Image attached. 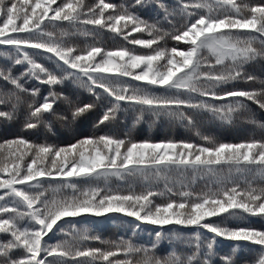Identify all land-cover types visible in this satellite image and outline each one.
I'll return each mask as SVG.
<instances>
[{
  "label": "snow or ice",
  "instance_id": "obj_1",
  "mask_svg": "<svg viewBox=\"0 0 264 264\" xmlns=\"http://www.w3.org/2000/svg\"><path fill=\"white\" fill-rule=\"evenodd\" d=\"M149 3L162 9L166 19L169 16H179L180 23L173 25L175 30L172 33H162L156 24L142 18L139 10ZM53 5L56 7L53 8ZM49 12L54 14L49 15ZM17 21L21 23L18 24ZM63 22H67L69 27L92 25L120 34L147 31L151 36L156 33L157 36L152 39L133 38L130 41L148 49L157 44L158 39H163L164 35L185 42L189 48L187 51L177 52V47H172L169 51L158 45L152 49L153 54H135L128 49L105 52L99 46L78 50L55 38L54 30L62 27ZM222 29L249 31L224 32ZM95 30L89 34L94 35ZM124 38L127 39L128 36L125 35ZM0 45L13 46L7 52L12 66H28L19 75H15L10 66H0V80L12 86L11 89H0V104L11 108V111H0V118L11 120L17 110L26 105L28 113L25 128L28 130L38 129L40 126L50 128V122L57 119L75 121L85 112L96 108L97 101L105 99L108 100V105L99 124L115 121L122 111L121 102L124 101L129 102L140 113L138 121L145 113H149L156 117L179 120L193 127L196 126L197 118L206 113L220 121L232 123L236 114L249 110L246 101H252L264 109V89L217 90L238 79H254L244 72V66L257 58L264 59V3L250 5L238 4L236 0H214V3L212 0H176V4L170 6L163 0H133L131 4L119 5L106 0H97L94 5H85L79 0H60L59 3L57 0H0ZM27 49H42L54 54L48 57L53 66L49 68L38 63L36 58L43 53H30ZM205 49L215 55V64L224 66V71L201 72L199 59L192 66L193 59ZM177 55L183 58L182 64L177 62ZM97 56L100 57L99 61L95 59ZM125 57H128V63H115L116 58L123 60ZM165 58L167 62L161 67L166 70L154 71L153 62ZM86 61L92 63H84ZM225 61L228 63L225 64ZM141 65H145L147 70L135 74L132 70L141 68ZM190 66V71L177 75ZM212 67L214 69L215 66ZM110 72H117L119 75H104ZM123 77L147 83L134 85L122 79ZM27 78L51 86L48 95L43 96L41 102H35V98L40 97L39 88L29 89L22 83ZM66 81L79 83L95 100L92 103L77 102L63 91L57 92L56 86H63ZM25 96H30L33 100L28 101ZM226 97L241 99L219 106L208 99L222 100ZM58 102L67 103V115L61 114ZM203 139L207 146L174 142L134 143L130 140L126 143L124 139L114 138L111 134L85 137L65 147L33 143L24 138L0 143V172L10 176L9 179H0V189L5 190L0 194V233L8 236L6 241L0 242V264H96L97 258L113 264L109 258L117 256L119 251H123L125 255L143 254L139 264H214L217 237L250 242L249 247L258 246L256 250L260 256L256 264H264V230H257L250 223H245L250 216H258L264 220V187H254L245 179L243 183L247 186L238 191V179L232 174L234 168L237 176H258L264 181V142L233 144L218 142L207 136ZM100 145L107 151H102L98 147ZM21 146L29 151L17 155ZM89 148L94 150V156ZM177 149L181 151L175 156L169 155V152ZM253 149L258 150L255 155ZM149 150L150 161L146 159ZM13 155L16 160L22 159L24 155H31L33 158L24 169L19 163H12L9 168V157ZM69 157L71 167L65 172ZM58 159L64 163L58 165ZM45 160L49 161V167H35L37 161L43 163ZM222 161L229 168L226 175H221L220 168L214 167L220 166ZM241 161L246 163L241 165ZM181 168L185 171L191 168L197 172L206 170L215 177L216 189L200 194L182 191L180 195L184 202L169 200L166 203H156L151 198L162 197L164 193L155 192L151 188L140 192L131 188L126 192L119 188L113 191L111 187L81 191L75 181H60L53 185L51 180L37 179L51 177L52 170L57 169L58 174L65 177H84L85 183L103 179L107 185L113 177L120 180L140 178L146 183L162 179L166 190L170 192L171 189L167 188L170 174L174 169ZM32 181L36 183H30ZM15 185L25 187L18 189ZM65 187L72 190L70 197L62 194ZM49 190L51 197L47 195ZM77 191L80 192L79 195H76ZM21 207L26 211H20ZM110 212L125 213L153 225L194 226V250L186 256L173 253L168 258L156 259L148 255L149 249L138 247L131 240L122 241L107 249L84 248V241L99 237H91L86 228L80 230L73 227L76 222L72 220H65L63 224L57 225L65 217H78L83 213L103 216ZM222 213L226 215H221ZM210 217L219 219L209 220ZM233 221L240 223L233 224ZM66 225L69 226L67 231ZM136 227L139 228V225ZM49 233L52 236H48ZM57 233H64L70 238L55 244L49 243ZM46 236L48 240L44 241ZM155 236L157 242L166 236L169 241L191 240V237L182 234L179 229L175 232L172 229L167 232L157 231ZM241 247V244H236L231 254L220 257V264H236L234 256ZM115 264L133 262L117 259Z\"/></svg>",
  "mask_w": 264,
  "mask_h": 264
},
{
  "label": "trees",
  "instance_id": "obj_2",
  "mask_svg": "<svg viewBox=\"0 0 264 264\" xmlns=\"http://www.w3.org/2000/svg\"><path fill=\"white\" fill-rule=\"evenodd\" d=\"M60 0H57L59 3ZM79 2L85 5H94L97 3V0H79ZM113 4H131L133 0H106ZM164 3H167L170 6L176 4V0H163ZM214 3V0H212ZM236 3H248L250 5H256L264 3V0H236ZM53 8L56 5L52 6ZM38 12L40 10H37ZM206 11V10H205ZM54 13L49 12V15ZM107 11L105 15H107ZM139 14L143 19L149 23L156 24V26L161 29L162 33H172L175 29L173 25H178L180 23L179 16H169L167 19L163 13V10L157 7L154 3H149L146 7L139 10ZM238 18V17H237ZM20 24V21H17ZM59 23V22H58ZM123 23V22H122ZM130 27V25H129ZM95 30V34L92 31ZM52 30V29H49ZM55 38L58 41L67 42L70 45L75 46L79 49H88L91 46H99L106 51H117L128 49L134 51L135 54H153L152 49H155L158 45L170 49L172 47H177V52L187 51L189 45L183 41H176L170 37V35H164L163 39H158L157 44H153L151 49L144 48L142 45H134L130 43L133 38L139 39H152L157 36L156 33H153L151 36L147 31L143 32H132L130 35L125 32L124 34L111 32L109 29H99L97 26H84L80 25L77 27H69L67 22H63L62 27H57L55 30ZM221 31H233V32H248L247 29H222ZM15 35V33H12ZM63 34V35H62ZM127 35L128 38L125 39L124 36ZM203 39V37H201ZM199 43V41L197 42ZM13 48L9 45H0V66H10L15 75H19L21 72L27 70L26 64L12 66V61L8 58L7 52ZM30 53L33 51H39L43 53L42 56L37 57V62L43 64L45 67L51 68L53 62L48 60L49 56H54L52 53L44 52V50H32L27 49ZM14 55V53H13ZM96 61H99L100 57L97 56ZM199 59L201 63L200 71L205 70H214L215 72L224 71V66L216 65V57L207 49L202 50L198 53V56L193 59V65L197 63ZM178 63L183 62V58L179 55L176 56ZM128 57H125L123 60L116 58L115 63L125 64L128 63ZM167 58L154 61L153 70L154 71H165V68H162L161 65L166 64ZM62 63V62H61ZM84 63H92L91 61H86ZM228 61H225L227 64ZM212 66H215L214 69ZM123 69H121L122 71ZM142 70H147L145 65H141L139 69H133L132 71L135 74H139ZM191 70L189 68L183 69L182 72L177 75H183L184 72ZM244 72L248 75L254 77L253 80L247 79H238L236 81L229 82L223 85L221 88L217 89L218 91H227V90H245V91H260L264 89V59L257 58L254 61H250L244 66ZM108 76L119 75L117 72L104 73ZM122 79L130 81L132 84H146L145 81H135L132 77H123ZM25 87L29 89L39 88L40 97L35 98V102H41L43 96L48 95L51 86L40 83L39 81L31 78H27ZM11 85L7 84L5 81L0 80V89H11ZM55 90L57 92L63 91V93L77 102L92 103L95 100V97L85 88L80 86L79 83L73 81H66L63 86H56ZM28 101H32L33 98L30 96L24 97ZM211 103L219 105L228 104L234 100L241 98L226 97L222 100H212L208 98ZM60 103L61 114H68V105L66 102ZM97 107L91 111L85 112L79 116L75 121L65 122L63 120H52L50 122V128L40 126L38 129L28 130L25 128V121L27 119L28 109L25 106H21L13 119L8 120L5 118H0V143L5 141H10L18 138H24L30 142H39L47 143L51 145H56L60 147L68 146L72 143H76L78 140L85 137H95L105 134H111L114 138H121L127 141H132L134 143H193L196 145L207 146L206 141L203 137L214 138L218 142L222 143H251L264 142V109H261L257 104L252 101H246L249 106V110L243 114H236L232 123L220 121L217 118L212 117L210 113L203 114L197 118L196 126L193 127L186 123H183L179 120L169 119L165 116L156 117L149 113H145L143 118L139 121L137 116L140 113L133 107L130 106L129 102L124 101L122 104V111L118 114V118L111 122H105V124H99L98 121L101 119L103 113L106 111V106L108 105V100L105 99L102 102L97 101ZM126 109V111L124 110ZM0 111H11V108L5 104H0ZM199 133L200 135H197ZM102 151H107L102 145ZM114 147V146H113ZM29 149L21 146L17 155H20ZM122 153L124 148L121 149ZM181 149H177L175 152H169V155L175 156L176 153L180 152ZM194 151V150H193ZM258 150L253 149V155L256 154ZM91 155H95L93 149L89 148ZM227 155V154H226ZM31 155H24L22 159L16 160V156L9 157L8 167H12V163H19L21 168L24 169L27 164L31 163ZM2 159V158H0ZM150 161L151 152L149 150L148 157L146 158ZM63 160L58 159L57 164L62 165ZM246 162L241 161V165ZM49 161L45 160L43 163L37 161L36 168H47L49 167ZM71 167V157L68 158V167L64 171H68ZM220 168V174L226 175L229 171L228 165L223 161L220 166H214ZM53 174L51 177H38V180H51L53 185L58 184L60 181H75L78 184V188L83 191L89 188L95 187H111L113 191L117 188L124 190L125 192L128 189H133L136 192L146 191L148 188H151L155 192H162L164 195L152 197L156 203H166L169 200H173L176 203L184 202V198L180 195L182 191H190L197 194L207 192L209 190L216 189L215 177L209 174L206 170L204 171H193L189 168L187 171L184 169H174L170 174V181L167 185V188H170L171 191H167L165 188V182L161 179L159 182L153 181L152 183H146L140 178L129 177L126 180H120L118 178H111L107 185L103 179L96 180L92 183H85L84 177H65L58 174L57 170H52ZM98 171H101L98 169ZM232 174L238 179L240 189L246 187L247 185L243 183L245 179L249 183H252L254 187H264V181H261L258 176H237L235 169L233 168ZM93 176L95 173L92 174ZM10 176L8 173L0 172V179H9ZM30 183H36L32 181ZM15 187L22 188L23 185H15ZM5 190L0 189V194ZM62 194L66 196H71L72 190L64 188ZM80 192L77 191L76 195H79ZM51 197V191L47 193ZM7 199V198H6ZM99 199V197L97 198ZM12 206L11 204L9 205ZM38 207V205H37ZM20 211H26L25 208L21 207ZM174 211H186L174 209ZM230 211H242V210H232ZM143 215V213H141ZM221 215H226L222 213ZM209 220H218L219 217H210ZM65 220H72L76 223L73 227L83 230L87 229L91 237H99V239H89L82 243L84 248H104L107 249L114 244H119L122 241L131 240L132 243L138 247H144L149 249L148 255L155 257L156 259H165L168 258L171 254L176 253L177 255H190L194 248V226L187 225H153L147 221L137 220L135 217H129L125 213L110 212L105 213L103 216H95L92 213H83L78 217H65L62 220L57 222V225L63 224ZM234 223H240L238 221H233ZM245 223H250L257 230H264V220H261L258 216H250L249 220ZM139 225V228L136 226ZM69 226H65V231L68 230ZM172 229L175 232L177 229L180 230L182 234H185L191 237L190 241H178L171 240L167 238L161 239L159 242L156 241L155 233L157 231H165ZM56 231V226L53 228V232ZM206 233V230H203ZM211 236V233H207ZM48 236H52V233H49ZM48 236L44 237V241L48 240ZM70 237L65 236L64 233H57L56 236L49 241L51 244H55L62 239H68ZM8 239L6 234L0 233V242H4ZM44 241H42V246ZM241 244L242 247L239 252L234 256L236 264H256L260 253L256 250L258 246L249 247L250 242H237L228 240L225 237H217L216 251L217 256L214 258V264H220V257L232 253L233 248L236 244ZM155 247L153 248V245ZM115 250V249H113ZM43 256V253H42ZM143 258V254H130L125 255L123 251H119L117 256L110 257L109 260L115 264L117 259L120 260H130L133 264H139V261ZM49 260L51 257L48 258ZM83 259V258H78ZM47 264V262H46ZM96 264H108V261L102 260V258H97Z\"/></svg>",
  "mask_w": 264,
  "mask_h": 264
}]
</instances>
